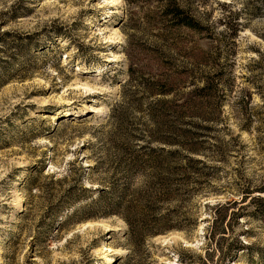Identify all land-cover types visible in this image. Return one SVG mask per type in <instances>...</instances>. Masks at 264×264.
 I'll return each instance as SVG.
<instances>
[{
	"label": "rangeland",
	"instance_id": "1",
	"mask_svg": "<svg viewBox=\"0 0 264 264\" xmlns=\"http://www.w3.org/2000/svg\"><path fill=\"white\" fill-rule=\"evenodd\" d=\"M180 1L200 29L156 0H0V264H264L242 201L264 195V0ZM210 76L221 108L188 112L215 125L203 172L157 180L151 150L175 145L152 83Z\"/></svg>",
	"mask_w": 264,
	"mask_h": 264
},
{
	"label": "trees",
	"instance_id": "2",
	"mask_svg": "<svg viewBox=\"0 0 264 264\" xmlns=\"http://www.w3.org/2000/svg\"><path fill=\"white\" fill-rule=\"evenodd\" d=\"M156 1L160 4L162 13L166 16H171L175 20L176 25L185 26L194 30L201 28L199 21L191 13L189 5L181 3L180 0ZM205 82L206 84L203 85L202 82H199L201 85L193 84V89L188 91L189 97H180L181 95L173 92L171 87H162L164 83L160 80L156 83H152L154 85L156 84V87H154L155 94L161 96L171 95V98L167 101L163 99H158V101L170 103V108H167V114H169L171 121L167 127L169 128L168 131L166 130V133L170 134L165 143L167 145H175V147L172 148L157 147L156 149L151 150L155 153L154 159L156 161L153 164V171L157 176V180H165V178L172 175L174 171L180 172L182 178H190L189 171H192L191 169L196 172H203V170L200 171L203 166H200L199 168H197L198 166H192V164L202 163V160L192 158L189 153H202L199 149H193L194 146L196 147L199 144L197 137L203 136L200 134H204L200 130H207L208 133L215 128V125L213 123L210 125L205 123H203V125L201 123L196 124L188 118L189 116H193L188 112L190 111V106L195 105L197 107V104H200V100L210 91L212 92L211 95H213L212 97L214 99L215 107L220 109L224 101V96L220 92L221 88L219 81L213 78V76H210ZM199 109L200 107L198 105V110L196 111L198 112ZM160 120L162 121V119ZM191 128H195V131H191ZM200 143L203 142L201 141ZM158 184L159 186H162L160 187L161 190L164 188V185L168 187L165 183L158 182ZM255 190L259 193H264V186ZM252 192L253 191L248 190L247 188V190L244 191L245 194L242 195V201H245L248 198L249 202L255 207L254 215L264 219V195L255 196L252 195ZM245 249H248L246 244H243L240 241H235L227 246L224 253L227 254V258L231 259L237 251H244ZM259 255L263 258L261 253H259Z\"/></svg>",
	"mask_w": 264,
	"mask_h": 264
},
{
	"label": "bare ground",
	"instance_id": "3",
	"mask_svg": "<svg viewBox=\"0 0 264 264\" xmlns=\"http://www.w3.org/2000/svg\"><path fill=\"white\" fill-rule=\"evenodd\" d=\"M113 57H114V56H113ZM114 58H115V57H114ZM99 225L103 226V224H102V223H101V224H99ZM104 248H105L106 250H107V249H109V247H108V246H105Z\"/></svg>",
	"mask_w": 264,
	"mask_h": 264
}]
</instances>
